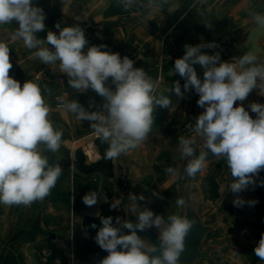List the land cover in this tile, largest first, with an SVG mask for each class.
<instances>
[{
    "label": "clouds",
    "instance_id": "obj_1",
    "mask_svg": "<svg viewBox=\"0 0 264 264\" xmlns=\"http://www.w3.org/2000/svg\"><path fill=\"white\" fill-rule=\"evenodd\" d=\"M115 3L124 11L155 10L168 0H147L146 4L140 0H115ZM249 15L258 28L264 29V13L250 11ZM45 19L43 9L35 6L33 0H0V26L13 20L19 25L11 34L13 41L22 39L26 48L38 49L34 57L52 65L53 70L59 61V71L68 77V86L76 93L91 89L103 98L99 107L90 103L89 108L94 110L89 111L78 100L68 102L62 96L56 97L58 107L75 114L79 121L91 122L94 135L102 143H108L105 158L116 159L139 147L152 131L154 109L159 106L170 110L172 101L155 94L159 78L154 79L143 68L134 67L135 62L128 56L121 58L117 52L102 50L106 45H92L85 51L88 40L79 24L61 27L57 23L58 34L49 30L46 39H39L37 33L45 30ZM43 43L51 48L40 47ZM216 47L214 42L185 44L184 55L174 61V71L184 83L175 81L170 91L179 101L194 91L199 95L197 105L204 109L196 117L194 131L203 137L205 150L195 155V137H180L179 150L182 159L192 158L184 169L188 177H195L203 170L209 154L225 158L234 177L230 191L240 193L255 184L254 177L264 170V104L253 102L248 106L255 118L242 104L234 105L243 102L254 89L264 96V63L258 62L255 47L234 63L221 61L219 52L209 55L202 51ZM9 53L8 44L0 41V204L27 207L49 196L62 174L61 166L50 164L44 152L59 150L63 131L54 128L49 119L52 109L44 98V92L49 90L46 87L42 90L31 80L21 86L9 75L13 67ZM195 65L204 69L203 79ZM109 78L115 90L108 86ZM165 171L181 178L177 169L168 167ZM98 197L100 193L89 191L82 200L91 207L98 203ZM139 200L145 197L141 195ZM244 203L239 196L233 200L237 207ZM176 205L184 208L185 199H177ZM110 207L118 208V202ZM167 220L147 207L136 215V223L122 222L120 217L113 223V217H102L95 241L108 255L98 264H181L185 239L196 222L177 214L168 216ZM152 228L159 234L158 246L146 244L137 234ZM253 252L264 264V233Z\"/></svg>",
    "mask_w": 264,
    "mask_h": 264
},
{
    "label": "crops",
    "instance_id": "obj_2",
    "mask_svg": "<svg viewBox=\"0 0 264 264\" xmlns=\"http://www.w3.org/2000/svg\"><path fill=\"white\" fill-rule=\"evenodd\" d=\"M140 2L146 4L147 0H140ZM33 4L42 8L46 14V28L42 31V34H40L41 32L37 33L39 39H46L49 30L58 34L59 30L55 27L57 23H60L61 27L79 24L84 29L86 39L88 40V45L84 49L85 51L87 47L92 45H106V48L102 50L117 52L121 58L124 56L132 58L135 62L134 67L143 68L154 79L159 78V82H163L162 84L166 91H170L171 88L168 86L175 82L169 81V77L177 74L174 71V61L177 58H181V56H177L168 60L166 59V55L170 53L184 54L185 44L196 45L211 42L217 44L218 47L214 48L215 50L205 48L202 51L215 54L219 52L220 44L229 42L231 37H237L239 33H244L245 28V0H168L166 5L155 10L150 8H134L128 11H124L118 7L115 0H33ZM18 27V22L13 20V32ZM240 42L237 43V47ZM258 44L264 50V38H261ZM40 47L51 48V45L43 43ZM37 50L31 49L30 51L35 52ZM139 54L141 56L137 57ZM135 57L140 60H137ZM238 57L236 55L235 59L229 62L234 63ZM258 62L264 63V55H258ZM43 65L45 73L44 82L50 84L52 87H59L60 85L50 80L51 74L54 71L53 66L44 63ZM55 69H59V61L56 62ZM107 84L108 86H113L111 78H109ZM165 85L168 86L166 87ZM57 90V93L63 94L65 100L68 102L82 100L83 104L88 103L87 105L89 106L91 101H93L92 103H95L96 107L100 103V96L91 89L86 93H76L66 82ZM258 93L259 89H254L243 102L237 101L234 106L242 104L249 111V114L255 118L256 114L252 113L248 106L253 102L264 104V96ZM160 96L168 97L172 101L170 110L157 106L153 114V118H157V120L166 119L161 124L165 127L163 137L154 141V137L150 132L147 140L142 143L144 148L142 154L147 157L150 156V161L147 163V166L150 167L146 169L148 173L143 178L145 180L146 195L149 196L150 192L151 195L154 192L159 194L158 196H153L156 197L158 210L163 213L165 212L166 205L165 197H177L180 195L182 198L185 188V185L180 187L179 178L173 177L165 171L168 167L178 170L181 164V161L171 162L168 160L169 151L167 148L169 144L170 146H179L180 137H195L193 147L195 148L197 143H201V147H203L204 139L195 133L194 128L196 116L198 117L204 109L197 105L199 97L194 101L186 95V98L179 101L174 94L169 92L157 95V97ZM170 141H173V143H170ZM76 143L73 144L74 147L82 144L80 140H77ZM127 155L122 154L118 158L112 159V177L110 174L108 178H105L104 181L106 183L103 186L102 177V181L99 184L100 194L106 191L105 194L108 196L112 195V203L120 196V190L123 191V177L126 176L124 171L127 165H130ZM206 164L209 165V162ZM225 164L218 175V179L225 178L229 180L230 183H225L222 190H225V194L228 191L229 195H235L231 193L229 187L234 177L230 173L227 174ZM254 179L256 181L255 184H250L246 190L238 194L245 201L242 206L243 211L251 210L253 207V203L249 202L255 200L251 191L258 184V176L254 177ZM195 182L196 176L188 177L190 197L194 195L193 192H197L194 185ZM58 189H60L58 191L62 194L63 187L60 185ZM35 203L33 210H30L32 213V223L22 228L34 231L26 233L22 229L16 230L14 229L16 226L15 222H11L9 225L5 224L7 221L5 220V216H3V220L6 222L2 221L4 223L2 225L3 228H0V264H98L102 257L86 256V254L84 257H79L74 252L70 254L63 234L59 235V233H55L54 235L53 231H45L46 234L44 236L43 230H40L36 222ZM103 203L108 204V202H102L96 207L86 206L87 210L85 207L81 208L79 206L80 213L75 214L73 206L69 209L63 201H56L55 204L51 201L48 204L47 212L60 214L63 220L61 222L66 227H68L69 221H72L73 217L75 218L76 224H79L80 229L84 233H87V236H83L80 231L78 232L80 236L77 239V247L79 239H88L90 237V234L83 227V219L85 217H99L101 204ZM113 210L115 212L113 223H115V218L120 216L117 208ZM75 212L77 211L75 210ZM124 214V218L120 217L122 222L127 220L125 211ZM32 224L34 225L33 227ZM38 230H40L38 234L45 238L44 241L38 239ZM127 231L125 230V232ZM145 243L147 244L148 242L145 240ZM36 244L43 246L41 252L35 249Z\"/></svg>",
    "mask_w": 264,
    "mask_h": 264
},
{
    "label": "rangeland",
    "instance_id": "obj_3",
    "mask_svg": "<svg viewBox=\"0 0 264 264\" xmlns=\"http://www.w3.org/2000/svg\"><path fill=\"white\" fill-rule=\"evenodd\" d=\"M245 2L246 9L244 33H239L237 37H231L229 42L220 44L218 50L221 60L224 59L225 61H231L235 59L234 57L236 55L240 57L241 54L237 47V43L242 41L247 35L249 29L255 25L249 15V12L257 11L264 13V0H245ZM0 27L3 28V33H6L7 35L1 41L7 43L10 48L9 55L13 67L12 69H10L9 75L19 81L21 86H23V83L26 80H31L38 83L41 86L42 90L45 89V87L47 90H49L44 92L45 101L50 105L52 109L49 114V119L52 121L54 128H56L57 130L62 129L63 131L59 150L55 153L51 151L44 152V155L48 157L50 164H59L61 166L62 174L59 177L56 186L51 190L50 195L41 201H36V203L34 202L36 204V222L38 223L40 230H43L44 236L46 234L45 231H53L54 235L55 233H59V235L63 234L68 246V252L70 254L73 252L75 253L77 239L80 236L78 232L80 231L83 236H87V233H84L83 230L80 229L79 224H76L77 222L74 217L72 218V221H69L68 227H66L62 224L63 222H61L63 220L60 214H51L47 211L48 204H50L51 201H53L54 204L56 201H63V203L67 205L69 209L73 206V211L75 214H79V206H81V208L85 207L86 209V205L83 203L82 197L89 191H97L98 193H100L99 184L102 181V175L91 166L92 163H87L84 159H82L81 162H78L76 159V153L81 152V149L84 147L85 141L89 140L94 135L93 129L90 127L91 122L87 120L79 121L76 119L75 114L55 107L54 101L52 99L58 92L57 89H59V87L63 86L67 82V80H65L64 83L60 85L55 80L58 77H65L66 75L61 73L59 69H55L51 74L52 76L50 77V80L60 86L52 87L50 84L45 83L43 80V78L45 77L43 63L38 58L34 57V52H31L30 49L25 47L22 39H17L15 41L12 40V22L9 25H2ZM40 34H42V32ZM206 53L212 55L210 52ZM183 55L184 54L178 55L177 53H170L166 55V59L169 60L177 56L182 57ZM140 56L141 54H139L137 57ZM136 59L140 60L138 58ZM194 67L196 68L200 78L203 79L204 69H202L199 65H195ZM177 75L179 74L177 73L176 75L169 77V81L172 82L179 80L181 85H183V79H176ZM162 83V81L159 82L155 94L160 95L167 92L172 93L171 91H166ZM172 85L173 83L169 86H165L172 88ZM110 87L115 90L114 85ZM186 95H188L190 99L194 101H196V99L199 97V95L194 91H191ZM92 102L93 101H91V103ZM103 102V98L100 97V103L98 107L101 106ZM79 103L82 104L86 109H89V111L94 110L93 108H89V106L87 105L88 103L83 104L82 100H80ZM153 119L154 123L152 126L151 134L154 137V141H156L158 139H162L163 137L162 135L164 133L165 127L161 124L162 121L164 122L166 121V119ZM77 140H80L82 144L76 145L74 147L73 144L76 143ZM171 142L173 143V141H170V143ZM105 143L108 147V143ZM143 149L144 148L141 144L136 149L131 150L127 155L130 165H127V168H125L124 171V174H126V178L123 177V191L120 190V196H118L115 201L118 202L117 209L119 216L121 218L125 217L124 211L126 212L125 208L129 201H131V207L132 209H134L133 213L135 217L139 214V211L142 210L143 207L149 208L154 212V214L162 215L166 222H168L167 218L170 215L177 214L184 216V208H179L176 205V200L181 198L180 195L177 197H165L166 205L165 212L163 213L158 210L156 197L151 195V192L149 193V196L146 195V188L144 187L145 180L143 178L148 173L146 172V169L150 167L147 166V163L150 161V156L147 157L146 155H143ZM167 149L169 151V157L167 156L169 158V161H181L178 170L181 177L179 178L180 187H183L185 185V178L187 175L184 169L187 166L189 160L192 158L182 159L178 145L170 146L169 144V147ZM194 149L196 156H198L201 151L205 150L203 147H201V143H197ZM110 161L112 168V160ZM207 162H209V165L206 164ZM206 163L203 170L195 175L196 182L194 183V185L196 186L195 188L197 192H193L194 195L190 198L192 201V205L198 213L203 224L212 227V231L206 234L202 241V249L207 245H213L215 246V251L211 253V256L213 258L212 260L201 259L197 260L194 263L188 264H261V261L255 256L253 252V249L261 238L258 236L256 219L254 217L255 207L258 201L256 189L259 186L261 171L258 175V184L256 188L251 191L253 197L255 198V203L253 204L251 210L243 211V205L237 207L233 204V200L237 198L239 193L231 192L235 195H229V192L227 190V194H225V190H222V187L223 185H225V183H230L229 180H226L225 178L218 179V175L224 163H226V159L223 157L216 158L209 154ZM225 166L227 174L230 173L229 169L227 168V164H225ZM60 185L63 187L62 194L60 193V191H58L61 189V187L60 189H58ZM105 193L106 191H103L101 197H98V203L94 205L95 207L102 202H108V204L111 205L112 195L108 196ZM133 195L136 196L135 200L132 199ZM141 195L145 197V200H139V196ZM34 203L31 204V206L27 207L23 205L5 206L3 204H0V228H3V222L6 221L7 223L5 224L8 225L11 224V222H15L16 226L14 229L16 230H21L22 228H24V226H28L30 223H32V213L30 212V210H33ZM75 210L77 212H75ZM3 216H5L6 221L3 220ZM33 226L34 225L32 224V227ZM40 230H38L37 232L38 239L44 241L45 238L38 234ZM151 230L157 232L155 228H152ZM22 231H26L27 233L34 230L22 229ZM96 234L97 232L93 236L94 238ZM35 249H38L37 251L41 252V250H43V246H41L40 244H36Z\"/></svg>",
    "mask_w": 264,
    "mask_h": 264
},
{
    "label": "water",
    "instance_id": "obj_4",
    "mask_svg": "<svg viewBox=\"0 0 264 264\" xmlns=\"http://www.w3.org/2000/svg\"><path fill=\"white\" fill-rule=\"evenodd\" d=\"M5 36H7L6 33H3V28L0 27V41L3 40ZM261 38H264V29L258 28L255 25L249 30L245 40L238 44V49L241 54L243 55L251 48L255 47V49L258 50L259 55H264V50H262L258 44ZM182 198H184L186 201V205L184 207V216H187L189 219H193L196 223L185 239V250L180 256V261L181 263L188 264L194 263L201 259L212 260L213 258L211 253L215 251V246L207 245L202 249V241L206 234L212 231V227L203 224L198 213L192 205L189 193L188 176L186 178V184ZM131 209V201H129L125 208L126 219L132 223H136V217ZM137 234L145 239L149 244L151 243L157 246L159 245V234L157 232L151 229H146L143 232L138 231Z\"/></svg>",
    "mask_w": 264,
    "mask_h": 264
},
{
    "label": "trees",
    "instance_id": "obj_5",
    "mask_svg": "<svg viewBox=\"0 0 264 264\" xmlns=\"http://www.w3.org/2000/svg\"><path fill=\"white\" fill-rule=\"evenodd\" d=\"M181 77L177 75L176 79ZM95 145L99 153V160L95 163H92L91 166L98 171L103 177V184L106 183L104 180L108 178L111 174V161L105 158V152L107 150L106 143H102L100 139L95 140ZM76 159L78 162H81L83 158L81 152L76 153ZM256 194L258 195V201L255 207L254 217L256 219V228L258 231V236L261 237V234L264 233V170L260 172L259 186L256 189ZM115 212L107 203L101 204V213L97 218L85 217L83 219V227L90 234L88 239H79V245L75 249L76 256L84 257L86 256H99L105 257L108 255L106 251L102 250L95 241L93 237L96 231L102 226L101 218L102 217H113ZM95 225L96 227H92Z\"/></svg>",
    "mask_w": 264,
    "mask_h": 264
},
{
    "label": "built area",
    "instance_id": "obj_6",
    "mask_svg": "<svg viewBox=\"0 0 264 264\" xmlns=\"http://www.w3.org/2000/svg\"><path fill=\"white\" fill-rule=\"evenodd\" d=\"M65 80H68V77L65 76H61V77H58L56 78V82L58 84H63ZM58 96H63V94L61 93H56L54 95V98H53V101H54V105L56 108H60L58 107V101L56 99V97ZM98 139L95 135H93L89 140H86L85 143H84V147L81 149V153L83 154V157H84V160L85 162L87 163H95L99 160L100 156H99V153L97 151V148L95 146V140Z\"/></svg>",
    "mask_w": 264,
    "mask_h": 264
}]
</instances>
